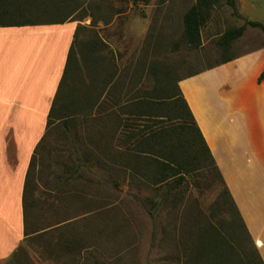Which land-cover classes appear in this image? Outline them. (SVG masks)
Masks as SVG:
<instances>
[{"label": "rangeland", "instance_id": "obj_1", "mask_svg": "<svg viewBox=\"0 0 264 264\" xmlns=\"http://www.w3.org/2000/svg\"><path fill=\"white\" fill-rule=\"evenodd\" d=\"M196 1L143 0L138 5L130 0L50 3L58 6L62 19L77 20L82 29L74 47L71 90L61 102L67 110L53 118L30 171L28 235L7 264H191L197 258L198 250L192 245L198 232L194 224L212 213L220 189L203 187L199 191L191 185L178 196L180 204L153 217V189L124 171L110 172L104 136L108 127L116 124L113 149L123 152L129 120L125 104L132 79L136 74L141 76V84L151 90L156 84L155 74L173 69L175 79L203 78L185 86L202 120L206 104L212 105L214 100V88L220 85L216 95L232 100L235 110L244 107L239 112L249 120L247 132L259 143L264 141V126L258 122L264 92L260 95L256 87L253 90L264 72V35L248 27L229 51L224 52L218 45L230 28L247 21L264 24V0H236L234 10L224 4L216 6L202 30L201 46L191 49L183 42V19ZM14 7L7 5L0 21L60 16L57 12H19ZM248 55H253L255 61L248 58L245 66L235 61ZM227 58L235 60L217 71ZM97 60L109 81L106 95H111L113 81L120 82L117 95L121 122L107 117L109 109L100 115L99 122L91 113L89 84ZM111 75H115L114 80ZM246 91L255 92L247 107ZM110 102L106 98V104ZM138 124L143 127L142 122ZM219 216L218 222L223 220Z\"/></svg>", "mask_w": 264, "mask_h": 264}, {"label": "trees", "instance_id": "obj_2", "mask_svg": "<svg viewBox=\"0 0 264 264\" xmlns=\"http://www.w3.org/2000/svg\"><path fill=\"white\" fill-rule=\"evenodd\" d=\"M52 1L0 0L1 16L7 12L6 7L9 4L15 6L14 8L19 12L60 13V16L56 18L0 21V27L77 22V20L62 19L63 13L59 11L57 5H51ZM130 1L134 5H138L143 0ZM221 4L233 10L236 8V0H197L185 13L183 19V42L185 45L191 49H198L201 46L202 30L210 21L215 7ZM248 27L259 29L264 35V24L247 21L240 27L228 29L220 37L218 45L224 52L229 51L233 44L243 37ZM80 29H82L81 26L77 28L68 55L69 60H67L65 72L53 102L48 126L53 118L67 110L65 104L62 103H64L65 94L71 90L69 78L75 66L74 47ZM233 60L235 58H227L222 64ZM95 65L89 84L90 93H92L90 109L93 118L99 122L100 115L109 109L107 117L121 122L118 112V108H121V101L117 95L118 89L121 87L120 82L113 81L111 95H106L109 81L102 73L101 62L97 60ZM174 73L173 69H165L155 74L156 84L151 90H147L141 84V76L137 74L134 76L131 82L130 97L125 104L129 120H127L128 131L123 142L124 151L118 153L113 149L115 148L114 141L117 138L114 130L116 124L112 128L108 127L107 134L104 135L105 148H109L105 152L107 168L111 173L124 171L125 174H129V177L138 179L148 188L153 189L155 200L150 202L153 217L171 206L175 208L180 204L182 200H179L178 196L189 189L191 185L199 191H202L203 187L219 188L220 193L212 205V213L201 217L199 222L194 224L198 232L195 233L192 245L198 251L197 258L193 259L191 264H264L260 251L215 161L212 150L182 92L179 83L183 79H175ZM114 77L115 75H111L112 80ZM262 81H264V72L259 78V82ZM135 87L136 90H134ZM106 98L111 100L110 104H106ZM139 122L143 123L142 128H139ZM39 147L31 161L25 185L23 200L25 226L29 175ZM191 182L194 183L191 184ZM219 215L223 216L220 223L217 221ZM187 225L189 226V223ZM189 232L196 231L189 230ZM203 258L205 259L204 263Z\"/></svg>", "mask_w": 264, "mask_h": 264}, {"label": "crops", "instance_id": "obj_3", "mask_svg": "<svg viewBox=\"0 0 264 264\" xmlns=\"http://www.w3.org/2000/svg\"><path fill=\"white\" fill-rule=\"evenodd\" d=\"M78 27L77 22L0 27V264H7L25 237L23 200L31 161L49 127ZM252 56L235 61L245 66L246 59L255 61ZM201 79L182 81V92L264 260V141L247 132L249 120L239 112L244 107L235 110L232 100L216 95L220 85L202 120L185 88ZM255 87L263 95L264 81ZM253 93H244L245 107ZM261 106L258 122L263 127L264 103Z\"/></svg>", "mask_w": 264, "mask_h": 264}, {"label": "bare ground", "instance_id": "obj_4", "mask_svg": "<svg viewBox=\"0 0 264 264\" xmlns=\"http://www.w3.org/2000/svg\"><path fill=\"white\" fill-rule=\"evenodd\" d=\"M15 58V57H14Z\"/></svg>", "mask_w": 264, "mask_h": 264}]
</instances>
